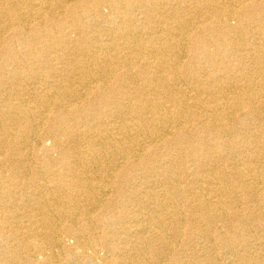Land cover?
Wrapping results in <instances>:
<instances>
[{"label":"bare ground","instance_id":"bare-ground-1","mask_svg":"<svg viewBox=\"0 0 264 264\" xmlns=\"http://www.w3.org/2000/svg\"><path fill=\"white\" fill-rule=\"evenodd\" d=\"M0 264H264V0H0Z\"/></svg>","mask_w":264,"mask_h":264},{"label":"rangeland","instance_id":"rangeland-1","mask_svg":"<svg viewBox=\"0 0 264 264\" xmlns=\"http://www.w3.org/2000/svg\"><path fill=\"white\" fill-rule=\"evenodd\" d=\"M252 223H255V222H252Z\"/></svg>","mask_w":264,"mask_h":264}]
</instances>
